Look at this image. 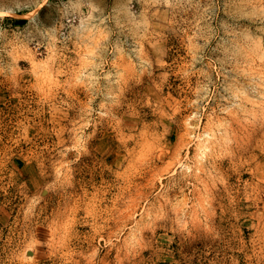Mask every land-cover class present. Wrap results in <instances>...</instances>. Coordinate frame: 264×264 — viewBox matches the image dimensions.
Here are the masks:
<instances>
[{
	"label": "rangeland",
	"instance_id": "rangeland-1",
	"mask_svg": "<svg viewBox=\"0 0 264 264\" xmlns=\"http://www.w3.org/2000/svg\"><path fill=\"white\" fill-rule=\"evenodd\" d=\"M0 264H264V0H0Z\"/></svg>",
	"mask_w": 264,
	"mask_h": 264
}]
</instances>
